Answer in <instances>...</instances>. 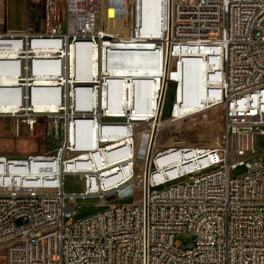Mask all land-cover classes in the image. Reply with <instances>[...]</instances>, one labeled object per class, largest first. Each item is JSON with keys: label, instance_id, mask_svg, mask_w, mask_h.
<instances>
[{"label": "built area", "instance_id": "1", "mask_svg": "<svg viewBox=\"0 0 264 264\" xmlns=\"http://www.w3.org/2000/svg\"><path fill=\"white\" fill-rule=\"evenodd\" d=\"M120 1L110 19L108 0H62L63 21L50 28L0 29V102L10 106L0 116L14 118L16 130L20 122L32 130L44 117L47 133L62 135L52 153L0 154L3 264H264V163L257 161L264 146L256 139L264 134V0H157L145 29L143 0ZM135 42L152 53L142 66L159 72L153 109L116 113L104 106L116 91L103 66L86 76L88 48L98 46L103 59L104 50ZM77 49L80 77L71 73ZM194 65L205 68L206 84L189 98L200 112L204 104L222 108L219 138L156 146L166 91L174 84L163 119L171 123L185 117L175 114L183 104L180 79ZM38 78L54 84L35 85ZM34 87L41 102L56 108L36 111ZM140 88L144 106L148 91ZM78 122L93 130L73 132ZM137 123L147 133L140 162ZM126 138L127 145L108 149ZM93 145L104 154L83 155ZM238 165L244 171L231 176ZM66 175L79 177L83 188L64 190ZM87 197L101 210L75 219ZM181 234L192 237L184 246Z\"/></svg>", "mask_w": 264, "mask_h": 264}, {"label": "rangeland", "instance_id": "2", "mask_svg": "<svg viewBox=\"0 0 264 264\" xmlns=\"http://www.w3.org/2000/svg\"><path fill=\"white\" fill-rule=\"evenodd\" d=\"M122 1L120 0H108L107 3V16L110 19L115 16L118 10L121 9ZM6 8V24L0 25V29L8 27H21V28H43L51 27L56 22H62L64 18L63 11V2L62 0H7ZM120 25V20H119ZM112 28L111 20H109V28ZM124 48H144L139 43L135 42L134 44L125 46ZM200 67V68H199ZM197 68V72L201 75L203 70L201 66L194 65V67H189L184 75L181 77L183 79H192L193 72ZM199 68V69H198ZM117 69V68H115ZM35 85L38 84H48L53 85V80L45 81L37 79ZM62 88V87H61ZM60 88V91H61ZM37 88L32 89L33 104L35 110L49 111L56 108L54 104H47L39 100L37 95ZM66 90V87H65ZM174 84L169 85L166 95L163 108V118H169L170 108L173 102L174 97ZM198 112V113H197ZM195 115L185 116L181 119L169 123L167 126L163 127L160 130L162 136L156 142V146L161 144L164 145H179V144H209L214 143L218 140L219 134L221 132V119L218 120V116H222L221 107H209L208 109L199 112L197 111ZM5 121L0 120V150L3 147H15L24 139L23 142L25 151L22 154H41L46 152H53L61 140V132L59 130H51L50 134L47 133V122L44 117H40L38 122L34 126V129L30 130L26 128L24 122L19 123V132L16 130V120L11 117L3 116ZM25 119V116H22L21 119ZM20 119V121H22ZM12 127V131L9 127ZM5 128H8L9 135L12 137H17V139L12 140L13 138L5 137L3 131ZM138 129H143L144 132L143 138H146V128H144L140 123L136 124L135 133L138 132ZM79 132H91L93 130V124L89 122H78L77 125H73L72 131ZM139 130V131H140ZM3 133V134H2ZM18 133V134H17ZM121 133H129V130H125ZM139 136V135H137ZM22 138V139H21ZM257 142L261 147L264 146V134H258L256 136ZM78 142V139H77ZM93 146L84 147L86 151L91 150ZM84 152V151H83ZM142 156V155H141ZM236 157L233 153L229 154V161H233ZM257 161L264 163V155H259ZM55 165V164H53ZM244 171V166L238 165L236 168L231 169L230 175L236 176ZM194 172H187L192 174ZM38 179V177H37ZM83 188L82 180L73 175H66L64 177V190L66 191H79ZM123 200V199H122ZM121 200V201H122ZM80 205L77 207V211L74 214V218H84L90 216L99 210L102 207L95 205V197H87L84 200H79ZM120 201V200H119ZM183 246L191 241L192 237L189 234H181L177 237ZM0 264H3V260L0 257Z\"/></svg>", "mask_w": 264, "mask_h": 264}, {"label": "crops", "instance_id": "3", "mask_svg": "<svg viewBox=\"0 0 264 264\" xmlns=\"http://www.w3.org/2000/svg\"><path fill=\"white\" fill-rule=\"evenodd\" d=\"M7 0H0V19L6 24V8ZM157 10V0H143L142 9V25L143 29L154 20ZM7 29H23L21 27H8ZM118 50L106 49L104 50L103 59L101 58V53L98 49L97 53V65L98 71H100L101 66L109 74V84L115 94L107 93L104 99V106L108 109H113L116 113H124L128 109H134L135 112L151 113L153 107L149 104V97L151 87L155 86V76L159 75L158 69L156 67L145 68L143 63L145 62L148 55H151V51L145 48H124ZM117 68V69H115ZM200 68V67H199ZM198 68V69H199ZM195 68L193 72L192 79H180V86L184 90V97L181 96L183 104L181 109H184L186 113L191 111H198L197 107L192 104L189 95L197 96L202 90L205 83L204 72L201 75L197 72ZM203 69V68H202ZM38 81V80H37ZM141 84H145L148 88V93L144 97V106H141ZM110 93V94H109ZM1 121H5L3 116H0ZM26 126V125H25ZM12 127L9 129L12 131ZM27 128V126H26ZM34 129V128H33ZM19 127L17 132H19ZM5 137L17 139V137L10 136L8 128L3 131ZM2 133V134H3ZM18 134V133H17ZM22 139V138H21ZM25 139V138H24ZM19 146L15 147H3L0 150V154L9 157L14 156H24L27 154H22L25 151L23 142Z\"/></svg>", "mask_w": 264, "mask_h": 264}, {"label": "bare ground", "instance_id": "4", "mask_svg": "<svg viewBox=\"0 0 264 264\" xmlns=\"http://www.w3.org/2000/svg\"><path fill=\"white\" fill-rule=\"evenodd\" d=\"M158 3H159V0H158ZM79 47H85V45L84 44H81V45H79ZM76 51L78 52L79 50L77 49V50H75V51H73V53H72V56H71V66H72V69H71V73H72V75L74 76H79L80 77V72H79V69H80V61L79 60H77L76 59ZM88 53H89V59H88V61H87V65H88V69H87V74H86V76L88 77V76H90L91 74H95L96 72H98V65H97V53H98V46H96V45H92V46H90L89 48H88ZM82 62L83 61H81V64H82ZM203 69H205L203 66H201ZM101 68H102V66H101ZM100 68V69H101ZM87 81H89V80H87ZM6 84H8V85H14L15 84V82L11 79V78H9L8 80H7V82H6ZM205 84H206V79H205V83H204V85H203V87L205 86ZM145 87L147 88V86L145 85ZM61 88V87H60ZM62 90H63V88H61V91H60V93L62 92ZM88 90V89H87ZM82 91V90H81ZM84 91V90H83ZM147 91H148V88H147ZM140 92H141V90H140ZM83 93V92H82ZM32 99H33V96H32ZM176 107H178L179 108V110H180V113H178V109H177V111H176V115H177V118H180V117H182V116H189V115H195L196 114V112L197 111H191V112H188V113H186L185 111H184V109H181V105H179V106H176ZM209 107H212V106H209V105H205L204 104V109H207V108H209ZM8 108H10V106H8L7 104H5V103H1L0 102V110H7ZM107 108V107H106ZM36 111H42V110H36ZM200 112V111H199ZM182 113V114H181ZM181 114V115H180ZM176 118V119H177ZM218 118V120L217 121H219L221 118H222V116H218L217 117ZM160 121H161V125H164V127H165V125L167 126V124L170 122V121H163V119H160ZM172 123V122H171ZM138 124V123H137ZM160 125V124H159ZM135 128H136V124H135ZM140 129H138V132L137 133H135V136H136V144H137V150H136V152H135V157H136V159L138 160L137 162H140L141 160H142V150H143V148H144V146H145V143H146V139H147V134H146V138L144 139L142 136H143V132H144V130L143 129H141L140 131H139ZM135 132V131H134ZM129 133H130V131H129ZM137 135H139V136H137ZM162 136V134L158 131V133H157V137H156V141H155V145H156V142L159 140V138ZM118 142V141H117ZM130 142V140H129V138H126V139H124V140H120L118 143H116V144H112L111 143V145H109L108 146V149L109 148H111V147H114V146H116V145H127L128 143ZM101 153V154H100ZM102 155V154H104V152L103 151H99L98 149H95V147H92V149L91 150H88V151H84L83 152V155H85V156H87V157H96L97 155ZM34 164H36V163H34ZM52 164H56V162H52ZM112 164V160H108L106 163H105V165H104V167H107V166H109V165H111ZM55 166V165H54ZM88 166H86V168H87ZM187 179H194V173H192V174H188L187 175Z\"/></svg>", "mask_w": 264, "mask_h": 264}]
</instances>
